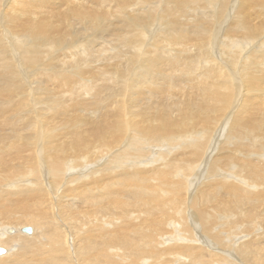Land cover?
Masks as SVG:
<instances>
[{
	"label": "bare ground",
	"instance_id": "6f19581e",
	"mask_svg": "<svg viewBox=\"0 0 264 264\" xmlns=\"http://www.w3.org/2000/svg\"><path fill=\"white\" fill-rule=\"evenodd\" d=\"M0 247L264 264V0H0Z\"/></svg>",
	"mask_w": 264,
	"mask_h": 264
},
{
	"label": "rangeland",
	"instance_id": "374dc122",
	"mask_svg": "<svg viewBox=\"0 0 264 264\" xmlns=\"http://www.w3.org/2000/svg\"><path fill=\"white\" fill-rule=\"evenodd\" d=\"M206 46H207V44H206ZM214 46L216 47L215 49H213ZM213 47H210V48L213 49V55L215 56L217 54V50H218L219 45L218 44H216V45L213 44ZM26 225H31V227L34 226L33 224H26ZM10 226L12 227V229H11L13 231L12 233H14L16 231L15 226H13V225H10ZM24 228H27V227H24ZM14 229H15V231H14ZM10 236H12V235H10ZM15 246H17V245H15Z\"/></svg>",
	"mask_w": 264,
	"mask_h": 264
},
{
	"label": "water",
	"instance_id": "95a60500",
	"mask_svg": "<svg viewBox=\"0 0 264 264\" xmlns=\"http://www.w3.org/2000/svg\"><path fill=\"white\" fill-rule=\"evenodd\" d=\"M24 230H25V231H27V232H31L30 228H25ZM0 253H3V251H2V248H1V247H0Z\"/></svg>",
	"mask_w": 264,
	"mask_h": 264
}]
</instances>
